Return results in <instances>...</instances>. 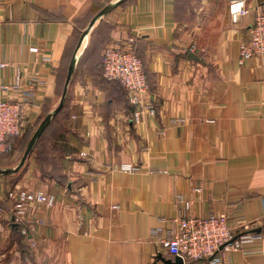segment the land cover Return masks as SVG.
<instances>
[{
    "label": "crops",
    "instance_id": "0c3cea01",
    "mask_svg": "<svg viewBox=\"0 0 264 264\" xmlns=\"http://www.w3.org/2000/svg\"><path fill=\"white\" fill-rule=\"evenodd\" d=\"M119 1L0 0L5 82L19 68L47 83L28 112L31 125L57 109L75 65L64 108L26 165L0 176V264H165L159 255L175 257L161 240L186 202L190 217L255 223L256 238L220 256L264 264V67L238 61L264 0H246L249 13L237 21L233 0H125L77 52L94 17ZM131 38L148 78L144 101L156 109L138 125L127 92L102 68L103 50ZM124 164L136 171L121 172ZM12 191L56 201L30 204L25 224L15 225Z\"/></svg>",
    "mask_w": 264,
    "mask_h": 264
},
{
    "label": "built area",
    "instance_id": "2783aa9c",
    "mask_svg": "<svg viewBox=\"0 0 264 264\" xmlns=\"http://www.w3.org/2000/svg\"><path fill=\"white\" fill-rule=\"evenodd\" d=\"M246 0H233L230 4V14L234 21L247 15ZM135 39L131 38L127 45L108 46L103 50V77L108 82H118L127 92L128 100L135 107L132 121L140 124L143 116H155V106L145 103L144 97L149 90L148 78L140 57L132 47ZM257 60L264 67V11H257L249 38L240 46L239 64ZM7 63H0V158L12 149L11 138L22 137L26 128L31 125L28 112L38 107V90L46 86V81L38 77H28L19 68L16 70L12 83H6L5 71ZM119 170L133 173L136 168L130 164L121 165ZM199 192V191H197ZM14 201L13 222L15 225L25 224L28 206L43 204L53 207L55 197L46 193L10 192ZM185 212L177 219V229L165 240H161L162 250L173 257H180L184 263L190 261H210V264H223L220 256L222 251H238L242 241L254 239L250 231L255 223L238 221L230 223L227 214L211 213L205 218L190 217L186 213L191 204L186 202ZM31 227L22 229L27 236ZM159 231L153 233L158 235Z\"/></svg>",
    "mask_w": 264,
    "mask_h": 264
},
{
    "label": "water",
    "instance_id": "95a60500",
    "mask_svg": "<svg viewBox=\"0 0 264 264\" xmlns=\"http://www.w3.org/2000/svg\"><path fill=\"white\" fill-rule=\"evenodd\" d=\"M123 2H125V0H121L119 1L117 4L107 7L104 10H102L98 15H96V17H94V19L91 21V23L89 24L88 28L86 29V31L83 32L80 42L78 44L77 47V52L79 51V49L81 48L82 42L85 38V36L90 32V30L94 27V25L96 24V22L108 11L115 9L116 7H118L119 5H121ZM77 56L75 55L74 57V62L76 61ZM75 71V65L74 63L71 65L69 71H68V75H67V80H66V84H65V89H64V93L61 99V102L59 104V106L57 107V109L53 112L48 114L43 121L40 123V125L38 126V128L36 129L33 137L31 138L28 147L20 161V163L18 164V166L15 169H7V170H2L0 169V176H7V175H11V174H16L18 173L27 163L28 159L30 158L36 144L38 143V141L41 139V137L43 136V134L45 133V131L48 129V127L51 125L52 121L57 117V115L63 110L64 105H65V101H66V96H67V91H68V87L69 84L71 82L72 76L74 74ZM261 230H256V231H252L254 233H258ZM158 261H162L165 264H185L183 259L180 257H175L174 260H166L162 257V255H159L157 258Z\"/></svg>",
    "mask_w": 264,
    "mask_h": 264
},
{
    "label": "rangeland",
    "instance_id": "374dc122",
    "mask_svg": "<svg viewBox=\"0 0 264 264\" xmlns=\"http://www.w3.org/2000/svg\"><path fill=\"white\" fill-rule=\"evenodd\" d=\"M39 124L35 123L33 125H29L26 128V131L24 132L23 136L19 137L18 139L15 140L14 150H12L9 153H6L5 155H3L1 157L0 169L7 170V169H14L17 167V165L20 163V161L24 155V152L27 148L28 142L32 138V136L35 133L36 129L38 128ZM48 133H47V135H48ZM45 136H46V134H45ZM44 138L42 139V141L45 140ZM38 145H39V143H37V146Z\"/></svg>",
    "mask_w": 264,
    "mask_h": 264
},
{
    "label": "trees",
    "instance_id": "16d2710c",
    "mask_svg": "<svg viewBox=\"0 0 264 264\" xmlns=\"http://www.w3.org/2000/svg\"><path fill=\"white\" fill-rule=\"evenodd\" d=\"M144 65V64H143ZM144 70H145V68H144ZM146 72V71H145ZM147 75V74H146ZM43 120H41V122H42ZM40 121L38 122V124L39 123H41ZM40 125V124H39ZM34 135V134H33ZM33 137V136H32ZM16 139H18V137H13V138H11L10 140H11V143H12V149L9 151V152H11L12 150H14V145H15V140ZM31 140V139H30ZM30 142V141H29ZM29 142H28V144H29ZM27 147H28V145H27ZM27 149V148H26ZM26 151V150H25ZM8 152V153H9ZM25 153V152H24ZM5 155V154H4ZM1 159V158H0Z\"/></svg>",
    "mask_w": 264,
    "mask_h": 264
}]
</instances>
